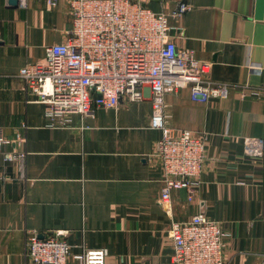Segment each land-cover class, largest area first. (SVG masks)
Wrapping results in <instances>:
<instances>
[{
    "label": "crops",
    "instance_id": "obj_1",
    "mask_svg": "<svg viewBox=\"0 0 264 264\" xmlns=\"http://www.w3.org/2000/svg\"><path fill=\"white\" fill-rule=\"evenodd\" d=\"M138 1L183 27L178 47L211 61L210 78L229 87L207 101L190 88L166 96L170 124L204 134L198 190L161 202L163 172L152 157L161 131L150 127L148 88L139 102L49 126L46 105L17 74L66 41L69 0H0V127L10 139L0 146V264L27 263L33 234L66 240L68 264L91 249H104L106 264H171L172 223L199 212L229 234L228 264H264V152L246 154L248 138L264 140V0ZM182 2L191 9L179 15Z\"/></svg>",
    "mask_w": 264,
    "mask_h": 264
},
{
    "label": "built area",
    "instance_id": "obj_2",
    "mask_svg": "<svg viewBox=\"0 0 264 264\" xmlns=\"http://www.w3.org/2000/svg\"><path fill=\"white\" fill-rule=\"evenodd\" d=\"M55 7L59 0H45ZM73 28L66 41L46 47L45 57L23 66L17 76L23 89L46 105L48 125L66 127L72 115L94 116L97 108H114L144 99L148 88L152 101L150 127L161 131L152 157L163 172L161 202L168 207L175 190L195 193L207 160L203 132L180 129L170 124L166 96L190 88L192 98L207 101L226 97L229 87L210 78L211 61L195 51L180 49L176 31L165 15L138 0H69ZM191 6L180 4L179 15ZM255 94L259 93L254 91ZM18 135V139H21ZM10 139L0 127V146ZM264 152V140L248 138L246 154ZM19 154V153H18ZM24 154L7 155L14 160ZM171 264H228L221 222L205 213L186 221H174ZM27 263L68 264L71 245L57 236L33 234L26 239ZM80 264H106L104 249L75 255Z\"/></svg>",
    "mask_w": 264,
    "mask_h": 264
},
{
    "label": "water",
    "instance_id": "obj_3",
    "mask_svg": "<svg viewBox=\"0 0 264 264\" xmlns=\"http://www.w3.org/2000/svg\"><path fill=\"white\" fill-rule=\"evenodd\" d=\"M11 4H17L18 0H10ZM258 155H261V153H258Z\"/></svg>",
    "mask_w": 264,
    "mask_h": 264
}]
</instances>
